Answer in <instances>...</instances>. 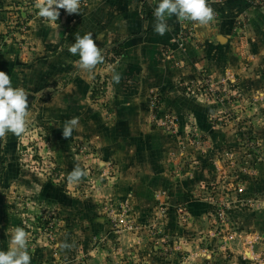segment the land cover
Listing matches in <instances>:
<instances>
[{
	"label": "rangeland",
	"instance_id": "1",
	"mask_svg": "<svg viewBox=\"0 0 264 264\" xmlns=\"http://www.w3.org/2000/svg\"><path fill=\"white\" fill-rule=\"evenodd\" d=\"M87 1L79 0V5ZM249 1L264 10V0ZM35 4L34 0L0 2V7L6 6L0 10L5 18L1 40L23 39ZM185 21L175 35L184 59L172 58L183 71L190 63L185 46L196 38L193 30V35L181 39L188 25ZM236 35L240 53H231L234 59L225 76L200 67L193 78L163 82L164 93L176 88L181 95L182 100L174 99L178 114L173 112L174 104H164L154 82L133 75L138 64L128 67L126 76L121 72L119 83L114 82L119 56L113 49L105 48L104 61L93 69L79 66L87 104L97 111L92 122L86 117L84 123L78 122L81 134L74 130L75 136L59 139L57 130H49L39 112L27 116L23 134L0 138V249L9 247L19 226L28 233L30 264H245L237 262L231 249L239 245L240 232L247 231L243 226L248 218L244 215L242 220L239 210L264 212V36L255 39L242 30ZM138 43L136 39L130 45ZM168 55L172 57V52ZM239 57L244 75H254V81L243 80L235 69ZM77 67L41 94L48 97L67 87ZM132 99L135 102L129 105ZM186 105L196 109L188 112ZM117 107L127 110L117 114ZM138 108L142 111L137 115ZM204 116L205 122L221 128L222 135L235 144L209 151L213 144L202 125ZM146 131L160 153L142 151ZM52 137L55 145H51ZM110 143L121 150L123 159L111 154ZM209 152L215 162L207 156ZM156 159L162 163L156 171L168 177L170 186H181L179 192L170 186L164 192L144 194L140 187L138 192L142 172H148L150 164L155 166ZM77 165L85 174L78 182L69 181L68 174ZM211 171H215L213 179L201 178L203 172ZM142 177V185L150 187L154 173ZM251 177L253 189L248 188ZM194 178H199L196 191ZM241 181L245 193L236 192ZM181 194L193 200L185 202ZM230 205L237 209L230 210ZM218 207L226 211V226L210 216ZM255 219L261 220L254 227L255 236L238 246L241 254L249 256L247 260L257 259L244 260L246 264H264V215ZM250 245L257 256L249 253Z\"/></svg>",
	"mask_w": 264,
	"mask_h": 264
},
{
	"label": "crops",
	"instance_id": "2",
	"mask_svg": "<svg viewBox=\"0 0 264 264\" xmlns=\"http://www.w3.org/2000/svg\"><path fill=\"white\" fill-rule=\"evenodd\" d=\"M6 1L10 0H0V2L3 3ZM34 1L36 4L34 5L35 9L33 15L27 19L26 23V26H28L26 30L27 34L21 41L16 39V41L13 39L4 40V38L2 39L3 41L1 40L5 31V18L3 16L0 17V71L9 74L13 87H21L28 93V108L25 119L28 115L41 112L49 130H57L59 133V139H65L62 136V128L68 119L73 116L78 117L81 124L84 123L83 120L84 117H86V119H89L88 121L92 122L94 118L93 114L97 112L92 110V108H90L91 106L87 104V91L84 92V86L81 85L84 79L81 73L83 69L79 67L78 63L79 56L78 54L74 55L68 51L71 44L75 41L76 34L82 36L86 32H91L94 37V43H96L98 47L109 49L115 47L119 42H129L130 40L127 39L128 37L137 35L136 38L139 40V43L133 46L129 44L124 47V53L119 56L118 60L114 63L117 69L113 72L119 73V75L122 72V74L126 76L128 67L138 64L139 70L135 74L131 72L130 76H132V74H137L140 80L154 82L153 87L161 90L160 94L164 98V104H174L173 112L175 114H178L180 107L175 106L176 102L174 99L179 98L182 100V98L176 88H174L176 93L174 90L170 93H164V81L171 82L175 80L174 78H193V76L197 74V72L195 73L196 68L200 67H202L203 70H217L219 71L218 75L225 76L228 71V66H231L232 58L234 59L231 53H235V51L240 53V51H238L239 47H236L235 44L237 38L236 32L242 30L244 35H248L255 39L264 36V10L261 9V7L253 5L249 0H209L214 10V19L206 25H201L197 22L194 26V37L196 36V38L185 46L190 63L189 67L183 71L172 61V58L182 61V59H184L182 56H185L182 50L177 48V41L175 38L176 32H178L184 24L182 22L183 20L182 18L178 19L175 15L168 17L169 29L163 35L156 34L153 31V21L155 19L153 16V9L157 6L158 0H88L86 3L79 5L78 13H68L64 8H59L62 12H59L56 20L40 16L38 14L39 9L37 5L43 4L45 1ZM5 8L6 6L3 5L0 7V10H4ZM95 37L98 40L95 39ZM262 40L264 41V37ZM168 51L172 52V57L168 55ZM29 56L33 58L32 61L28 60ZM239 58L240 63L236 65L235 69L239 71V73L241 72L240 76L243 80H248L249 78V81H254V75H247V78L244 75L246 69L243 68L242 71L240 67L243 63V58ZM121 63L124 65L121 66ZM76 66L80 69L77 67L75 72L76 75L74 74L75 78L68 83L67 87H61L58 92L48 97L41 94L42 91L53 86L58 79L69 72H73ZM132 100L128 103L129 105L131 102H135L134 99ZM186 106L189 108L188 112L196 109V107ZM118 108L119 107H117V109ZM132 108L135 109V107ZM124 110H127V108L125 109L123 107L121 109L120 107L117 110V114ZM140 111H142V108H138L136 114H141ZM200 116L202 117V114H200ZM205 118L206 116L203 118L202 125H204V129L209 135L208 138L213 144V148L209 151L224 149L232 145V143L235 144V140L229 143L228 137L222 135L223 130L221 128L212 127L209 123L205 122ZM117 119L116 116V121ZM79 127L77 125V127L74 128L77 134H81V129H79ZM91 132H93V130H91ZM150 135L151 133L146 131L144 139L141 140L140 145L143 147L142 151L147 152L149 149H155L156 152L160 153L158 150V148H160L159 145H154L153 142L148 141ZM72 136L75 135L73 134ZM51 139L53 142L51 145H55V139H53V137ZM227 141L228 143H226ZM105 144L107 145V143ZM108 147L111 150V154L116 158L120 157L123 159L120 149L112 145V143L108 144ZM128 147L129 145L126 149ZM207 156H210L212 160L213 153L209 152ZM212 161L215 162V160ZM151 162L153 163V160ZM142 165L141 163V166ZM154 165L155 166L150 164L149 167V171L154 173V180L151 182V186L142 185L144 184L142 176H148L149 174V171H144L141 174V180L143 182L139 183L138 192L139 187L140 189L143 188L141 192H144V194L164 192L166 188L170 186L168 177L163 172L156 171L157 168H159L158 166H162L161 160L156 159ZM64 167H66V165H64ZM214 173L215 171L203 172L201 178H205L206 175L209 178L208 180H211L214 178L212 175ZM198 182L199 178L193 179L192 185H194L193 188L195 191ZM250 182L251 184L248 188L253 189V177H251ZM237 184L240 189L236 192L245 193L246 186L244 183L241 181ZM170 187L175 193L181 190V186L173 187L172 185ZM182 195L183 194L180 195V199L184 198V200H188L185 202L193 200L192 196L186 199ZM190 205L192 206L193 204ZM231 205L229 206L230 210L236 208V206ZM197 207L198 206L195 205L192 211L195 212ZM239 213L242 220L245 218L244 215L248 218L246 226H243L248 232L242 230L239 234L240 241L238 244L241 245L242 241L244 243L245 238L248 237L250 238L249 240H251V238L255 236L256 228L254 229V227L260 226L261 223V220L255 219V217H259L260 215L263 216L264 212L262 209L260 211H252L251 214L246 211L240 212V210ZM240 223L242 224V222ZM238 246L236 244V248H232L231 250L235 254L237 262L246 264L244 260H247L249 256H246L244 253L241 254ZM251 247L253 246H249V253L257 256L258 251H254ZM245 257L246 259H244ZM157 259L159 258L157 257ZM247 261L251 262L254 260ZM205 264H207V261Z\"/></svg>",
	"mask_w": 264,
	"mask_h": 264
},
{
	"label": "clouds",
	"instance_id": "3",
	"mask_svg": "<svg viewBox=\"0 0 264 264\" xmlns=\"http://www.w3.org/2000/svg\"><path fill=\"white\" fill-rule=\"evenodd\" d=\"M38 14L42 17L56 20L59 8L68 13H78L79 0H46V3L37 5ZM175 15L178 19L184 18L206 25L214 19V10L209 0H158L153 9V31L163 35L168 29V17ZM95 39H97L95 37ZM98 40V39H97ZM68 51L79 56V66L91 70L105 59V48L94 43L91 32L84 35H75V41ZM114 82L119 83V73L112 76ZM28 93L21 87H13L8 73L0 71V138L12 133L20 136L26 129L25 119L28 108ZM78 117H71L62 128V136L68 138L78 125ZM84 170L78 165L68 174V180L78 182L84 175ZM66 247L67 245H63ZM31 256L28 251V233L24 228L17 226L9 242V247L0 249V264H30Z\"/></svg>",
	"mask_w": 264,
	"mask_h": 264
},
{
	"label": "built area",
	"instance_id": "4",
	"mask_svg": "<svg viewBox=\"0 0 264 264\" xmlns=\"http://www.w3.org/2000/svg\"><path fill=\"white\" fill-rule=\"evenodd\" d=\"M81 1H84V0H81ZM257 2L262 3L260 0L259 1L257 0ZM183 21H185V23L188 25H186L187 27L186 26L184 27V30H182L183 37L181 39L186 38V37H190L191 35H193V25H195L192 20L184 19ZM180 32L181 31H179V33ZM210 216L213 218H216L217 221H219L220 223H224V225L226 226L228 217L226 215V211L222 207H218V209L216 211L210 213ZM254 260H257V259H254Z\"/></svg>",
	"mask_w": 264,
	"mask_h": 264
},
{
	"label": "trees",
	"instance_id": "5",
	"mask_svg": "<svg viewBox=\"0 0 264 264\" xmlns=\"http://www.w3.org/2000/svg\"><path fill=\"white\" fill-rule=\"evenodd\" d=\"M127 39H129V42H119L115 47H112L113 52L115 54V56H121L124 53V47L128 46L130 43L134 42L137 38L135 37V39H133V41H131V37H128Z\"/></svg>",
	"mask_w": 264,
	"mask_h": 264
}]
</instances>
